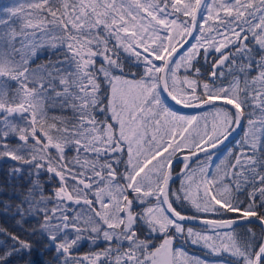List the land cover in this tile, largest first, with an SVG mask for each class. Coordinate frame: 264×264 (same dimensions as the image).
<instances>
[{"label": "snow or ice", "instance_id": "snow-or-ice-1", "mask_svg": "<svg viewBox=\"0 0 264 264\" xmlns=\"http://www.w3.org/2000/svg\"><path fill=\"white\" fill-rule=\"evenodd\" d=\"M0 29V264H264V0H20Z\"/></svg>", "mask_w": 264, "mask_h": 264}, {"label": "trees", "instance_id": "trees-1", "mask_svg": "<svg viewBox=\"0 0 264 264\" xmlns=\"http://www.w3.org/2000/svg\"><path fill=\"white\" fill-rule=\"evenodd\" d=\"M10 1L11 0H0V9L6 8L7 4H10ZM18 25H19V22L17 21V22H15V24L13 26L18 27ZM57 55H58L57 53L49 52L47 49H45L41 54H39L36 58L33 59L31 66L35 67L36 65L48 60L50 57L52 59H56ZM211 59H212V57H209V60H211ZM97 64H99V61H97ZM201 64H203V57L202 56H201ZM132 71H136V70L132 69ZM252 75H255V73H253ZM10 87L14 89L16 87V84L13 82V83L10 84ZM105 103H106V101H105ZM48 115H49V117L54 116V115L55 116H60V115L70 116L71 113L70 112H62L59 108H50L48 110ZM103 118H104L103 114H99L98 115V119L102 120ZM246 125H247V119H245V121L243 122L242 128H241L240 132L238 133V135L236 136V138H234L233 140H231L228 143V148L233 147V145H235L236 141H238V140L243 138L244 130H245ZM225 150H227V149H225ZM221 153L222 152H220L218 154V156ZM67 155L69 157H72L74 155V152L72 150H69L67 152ZM6 167H7L6 164H4L3 162H0V169L6 168ZM122 168H123V166H121V170H122ZM175 168H176V171H177L180 168V164L177 163L175 165ZM179 183H180V181L176 180L173 183L172 187L173 188L178 187ZM240 198L242 200H245V206H247L248 201L245 199V196L241 195ZM257 203H259V197H257ZM230 216H234V214H230ZM3 220H4V218L0 217V222H2ZM193 226L195 228H197L198 230L200 228V226L198 224L197 225H193ZM242 227H243V229H246L248 227L253 228V230L257 233L258 236L261 233V228L258 225H256V224L243 225ZM238 230H241V229H238ZM156 242L159 243L160 241L157 240ZM174 245L175 246H180L181 248H183L184 250L188 251L189 253L197 255V256H199L201 258L208 259V260H222V261L227 262L228 259H229L227 254H225L223 257L209 256L202 246L192 245L190 242L185 243L183 241V238L177 239L174 242ZM103 247H105V244L102 241H98L95 245H92V244H89V243L85 242L83 247L80 249V252L83 253V252H88V251H100Z\"/></svg>", "mask_w": 264, "mask_h": 264}, {"label": "rangeland", "instance_id": "rangeland-1", "mask_svg": "<svg viewBox=\"0 0 264 264\" xmlns=\"http://www.w3.org/2000/svg\"><path fill=\"white\" fill-rule=\"evenodd\" d=\"M19 2H20V0H11V1H10V4H7L6 7L12 6L14 3H19ZM0 30H2V29H0ZM241 128H242V127H241ZM226 151H227V150L223 151V152L219 155V158L217 159L216 163H219L220 160L224 158ZM197 230H198V229H197ZM175 247H177V248H181L180 246H175ZM182 249H183V248H182ZM183 251L186 252V254H187L189 257H193V258H195V257H199V256H197V255H194V254L189 253L188 251H186V250H184V249H183ZM199 258H201V257H199ZM201 259H203V260H207V261L209 262V264H215V262L221 261V260H208V259H205V258H201ZM224 262H225V261H224ZM225 264H227V262H225Z\"/></svg>", "mask_w": 264, "mask_h": 264}, {"label": "water", "instance_id": "water-1", "mask_svg": "<svg viewBox=\"0 0 264 264\" xmlns=\"http://www.w3.org/2000/svg\"><path fill=\"white\" fill-rule=\"evenodd\" d=\"M170 103H174V102H171V101H170ZM177 107H180V106H177ZM184 111L187 112L188 110L185 109ZM241 127H242V126H241ZM241 127H240V128H239V129L233 134V137L231 138V140L234 139V138L237 136V134H238V132L240 131ZM231 140H230V141H231ZM178 172H179V171H177V173H178ZM253 219H254V218H253ZM253 224L258 225V226L261 228V226H260L258 223H253Z\"/></svg>", "mask_w": 264, "mask_h": 264}]
</instances>
